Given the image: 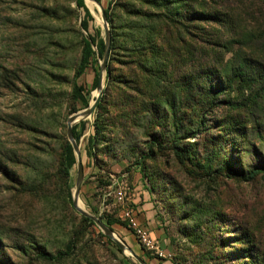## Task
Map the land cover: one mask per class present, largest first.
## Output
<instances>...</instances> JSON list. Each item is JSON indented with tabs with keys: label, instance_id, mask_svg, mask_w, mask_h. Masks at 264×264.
Here are the masks:
<instances>
[{
	"label": "rangeland",
	"instance_id": "374dc122",
	"mask_svg": "<svg viewBox=\"0 0 264 264\" xmlns=\"http://www.w3.org/2000/svg\"><path fill=\"white\" fill-rule=\"evenodd\" d=\"M100 2L116 88L133 105L117 122L111 93L109 114L75 123L80 198L131 252L73 206L75 153L63 171L68 118L96 98L97 54L79 100L73 82L84 37H105L99 6L0 0V264H264V179L243 178L264 165V0Z\"/></svg>",
	"mask_w": 264,
	"mask_h": 264
},
{
	"label": "trees",
	"instance_id": "16d2710c",
	"mask_svg": "<svg viewBox=\"0 0 264 264\" xmlns=\"http://www.w3.org/2000/svg\"><path fill=\"white\" fill-rule=\"evenodd\" d=\"M101 1V0H98ZM77 4L80 7H84L87 15L89 14L88 8L85 6L84 0H77ZM107 18H109V7L105 10ZM83 28L88 31L89 28V22L87 18H85L82 22ZM160 34V33H159ZM115 45L114 39H111V45L110 49L113 48ZM150 45V44H149ZM94 46L97 47V52L94 50ZM105 51V40L100 34V30L95 29V34L89 33L88 37H84L83 39V49H82V54L81 58L78 64V67L75 71L74 75V82H73V97L75 100H79L82 97V92H83V87L82 85L78 84V79L82 76V74L85 72L86 68L91 65L92 61L95 60L94 55L97 54L99 58L103 57ZM107 81H106V86L104 90L102 91L101 97L99 98V101L96 105V109H99L101 111H105L108 114L109 108L106 106V102L108 99V96H111V93L113 94V100H112V107L115 112V115L113 116L114 120L118 122V117L123 115L125 113L124 111V106L126 107L127 105L132 106L133 102L131 99L125 95L123 96L121 92H119L118 87L116 88V80L114 76V69L112 63H110V60L107 62ZM99 83V73L97 72L94 81H93V86L96 88ZM129 111V110H128ZM73 112H76V108H74ZM112 113V112H111ZM100 117V114H97L96 116V121H98V118ZM108 118H104V121H107ZM81 126H84V122H81ZM95 128V137L100 134V127L99 124L96 123L94 125ZM102 132V131H101ZM73 133L76 141L80 139V133L77 131V124L73 126ZM94 141L93 138H89V144H92ZM156 142L151 141L148 145V152L143 156V158H146L147 156L151 155L152 148L155 146ZM175 153L178 155L179 158H182V153H180L179 149H174ZM76 158L74 154V150L72 147V144L67 140L64 145H63V171L66 175V177H69L70 175V168L75 164ZM258 174H261V177L264 179V165L261 167H257L253 170H251L247 175H243V178L245 180H250L255 178ZM69 201L72 202V195L71 192L69 191L68 194ZM83 219L85 221L93 223L92 219L89 217L83 216ZM114 221L111 219H107V224L112 225Z\"/></svg>",
	"mask_w": 264,
	"mask_h": 264
},
{
	"label": "water",
	"instance_id": "95a60500",
	"mask_svg": "<svg viewBox=\"0 0 264 264\" xmlns=\"http://www.w3.org/2000/svg\"><path fill=\"white\" fill-rule=\"evenodd\" d=\"M90 1L97 3L101 9V15H102V19H103V28H104V32H105V37H104L105 51H104V54L102 57L101 74L99 75V83L97 86L98 94L96 95V98L94 99V101L91 103V105L88 108L72 114L68 118V121H67L68 139H69V142L72 144L74 153L76 154L77 164H78L76 187H75V191L73 194V206L82 215L92 219L109 238H111L113 241H115V243L118 245V247L120 249L127 250V251L131 252V250L129 248H127V246L121 241L120 238H118V236L115 234V232L106 223H104L99 217L93 215L92 213H89L86 210L81 209L78 206V199L80 198V188H81L82 180L84 177V168H83V163H82L81 156H80V148H79V145H78V143L74 137L73 126L75 125L76 122L90 117L96 108V105H97L99 98L102 94V91L104 89L103 71H105L107 69V62H108V56H109V52H110V45H111L110 30H109V26H108V20H107V15H106L105 9L102 6L100 1H98V0H90ZM138 259L141 262V264H146L142 259H140V258H138Z\"/></svg>",
	"mask_w": 264,
	"mask_h": 264
},
{
	"label": "built area",
	"instance_id": "2783aa9c",
	"mask_svg": "<svg viewBox=\"0 0 264 264\" xmlns=\"http://www.w3.org/2000/svg\"><path fill=\"white\" fill-rule=\"evenodd\" d=\"M118 194L119 200H122L124 198V195L121 191ZM123 215L124 218L128 220L130 227L135 230L136 235L139 237L140 241L144 243L148 248H153V237L151 233L145 227L141 226V224L137 221L135 211L131 207L126 206L123 210Z\"/></svg>",
	"mask_w": 264,
	"mask_h": 264
},
{
	"label": "bare ground",
	"instance_id": "6f19581e",
	"mask_svg": "<svg viewBox=\"0 0 264 264\" xmlns=\"http://www.w3.org/2000/svg\"><path fill=\"white\" fill-rule=\"evenodd\" d=\"M94 3H95V2H94ZM94 3H93V1L87 0V4H88V6H90L91 9H94V8L96 7L95 4H97V3H95V4H94ZM97 5H98V4H97ZM98 6H99V5H98ZM99 8H100V6H99ZM100 11H101V9H100ZM100 20H101V19H100ZM97 93H98L97 91L94 92L95 95H97ZM78 206H79L81 209L85 210V205H84V203H83V201H82L81 198L78 199Z\"/></svg>",
	"mask_w": 264,
	"mask_h": 264
}]
</instances>
